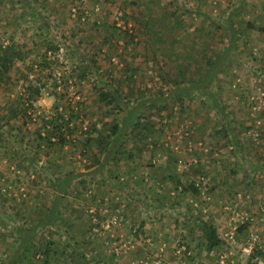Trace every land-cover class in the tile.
I'll return each instance as SVG.
<instances>
[{
  "label": "rangeland",
  "instance_id": "374dc122",
  "mask_svg": "<svg viewBox=\"0 0 264 264\" xmlns=\"http://www.w3.org/2000/svg\"><path fill=\"white\" fill-rule=\"evenodd\" d=\"M39 1L0 0V44L32 48L0 93V264L20 241L19 225L33 228L51 209L60 215L55 224L61 230H52L57 245L67 248L71 238L106 264H264L257 255H264V0H66L62 14L70 18L53 24L55 32L70 25L63 37L37 32ZM231 14L236 48L208 84L231 112L228 124L201 91L181 103L174 90L177 79L200 77L199 66L219 51L216 41L231 32L224 27L219 35L215 25ZM80 49L101 65L83 81ZM49 60L47 69L39 67ZM30 81L42 87V98L53 95L52 103L48 111L41 100L29 104L33 118L23 125L19 117L7 127ZM104 83L120 90V102H100ZM68 105L80 116L71 144L47 148L38 140L46 133L40 127L47 117L57 119L55 107L64 113ZM123 107L146 120L152 134L128 135L125 148L142 154L110 163L104 175L93 177L98 166L92 167L85 140L121 124ZM72 173L83 178L65 191L53 188ZM178 179L187 191L175 190ZM198 219L215 225L221 249L205 250L201 233L193 232ZM51 237L45 230L40 242ZM74 258L85 264L80 254Z\"/></svg>",
  "mask_w": 264,
  "mask_h": 264
},
{
  "label": "trees",
  "instance_id": "16d2710c",
  "mask_svg": "<svg viewBox=\"0 0 264 264\" xmlns=\"http://www.w3.org/2000/svg\"><path fill=\"white\" fill-rule=\"evenodd\" d=\"M119 9L122 10V18L128 21V16L122 7ZM237 9H234L232 14L236 12ZM230 15L228 21L221 25L216 24L215 28L219 35H222V29L224 27L228 28L231 32L226 36H221L218 41L220 44V48L218 53L213 55V57H209L206 59L205 63L199 66L200 69V77L194 78L192 81H187V79H177L175 81V90L179 96V100L182 103L183 98L188 96H193L197 91H201L203 95L207 98H212L215 107L218 111L223 115V118L227 120V123H231L230 114L231 112H227L224 105L220 103L218 98L216 97V93L213 90V85H208L210 81L215 78V76L222 70L225 65L227 57L232 53L233 49L236 48L238 33L234 29L233 22L231 21ZM85 16V15H84ZM80 20L82 17L80 14L77 16ZM83 21V20H82ZM214 21L209 20L210 24H213ZM134 38V36H131ZM131 38V39H132ZM221 38H226L225 42L220 41ZM215 43V44H217ZM214 47H217L216 45ZM227 47L223 49V46ZM56 48L52 50L58 51ZM76 54L83 58L82 64L78 67V78L80 81L88 79L92 74L101 72V65L99 61L94 57L89 59V55H87L83 50H75ZM215 51V50H214ZM32 53V48H28L27 45H19L17 43H10L8 45L0 44V93L4 89L3 87L8 82L11 77L12 70L18 62L24 61L25 57ZM51 60L42 62L39 67L41 69H47L51 64ZM35 74H40L39 71L35 70ZM165 73V71H163ZM183 74V72H181ZM39 75H37L38 77ZM181 79V80H180ZM39 82L41 79L39 77ZM56 84V83H55ZM105 84V89H99L97 94L101 103H105L106 105H112L114 103L120 102L121 95L119 89H112V84ZM42 87L36 81H30L29 85L26 88L24 94L19 97L15 101L16 107L10 110L6 126H12V121L17 120L19 117L23 119V125H26L25 119H32L34 111L30 109L29 104L32 106L34 103L38 102L42 98ZM160 97L164 96V93H160ZM176 94H171L170 98H173ZM166 100V98H164ZM28 103V105H27ZM121 108V107H120ZM61 108L55 107V118H48L47 121H43L42 126L40 127L46 131L45 136H43L40 132L38 134L39 139L47 148L57 147L59 149L64 148L67 144H71L69 141L70 137L74 133V131L78 128V124L80 122V116L77 113V110L74 106L68 105L62 113ZM64 110V109H63ZM126 113V117L123 119L121 124L113 123V125H109V129L107 130V135L98 134V137L95 139L87 138L84 144L86 148L89 147L91 150V155L93 156L94 165L92 167L98 166L93 171V177L104 175L106 172V166L111 164L119 165L124 160H133L136 155H141V149H136L135 151L128 152L125 148L124 143L128 135L133 136L138 131L137 135H141L143 138H147L148 135L152 134V126L147 123L146 120L141 117L137 121L136 118L139 116L137 112L132 111L131 109H126L123 107L122 109ZM55 119V120H54ZM45 120V119H43ZM49 124V127L46 126ZM225 122V130L226 127ZM13 128V127H12ZM93 132H98L97 127L93 125L91 127ZM10 139L17 140L11 133L8 134ZM136 135V136H137ZM228 136V135H227ZM79 136L77 135V138ZM22 142L24 139L21 140ZM39 146H41V143ZM21 145V143H20ZM98 154H103L104 158L101 159L98 157ZM120 162V163H119ZM100 168V170L98 169ZM78 177L83 178V175H75L74 173L66 175L63 179H57V183H53V188L57 191H65L67 185L70 186L74 182V179ZM116 177V176H115ZM117 178V177H116ZM176 179V177H174ZM184 184V183H183ZM183 186V190L187 191L188 187H184L179 179L176 182V189ZM194 192L198 193L197 188H193ZM131 201H135L136 199L131 196ZM55 205V202H54ZM53 211V212H51ZM48 215H45L40 221H37L33 228H25L23 225H19V233L21 235L20 241L15 247L14 251L11 253L9 258L3 264H24V262H28L34 260L36 262H42L43 264H77L75 263V255H81L85 264H106L105 261H99L98 259H94L92 256L90 257L88 254H85L83 250H81V245L75 243L71 238H68L71 242L67 244V248H62L58 246L55 241V236L57 235L52 230L56 227L55 221L60 217L59 212L51 209ZM54 215V216H53ZM198 224H194L193 232L197 231L201 233L203 238V243L205 245V250L208 253H213L221 249L224 245V240L220 236L217 228L212 222L205 221L204 219H198ZM61 228V227H60ZM56 227V229H60ZM246 226L242 227V231L246 230ZM71 229V227H70ZM48 230L52 233V237L45 242H40L43 237V232ZM61 230V229H60ZM38 240V244L35 242ZM71 249V252L69 251ZM258 256H264L261 251H257Z\"/></svg>",
  "mask_w": 264,
  "mask_h": 264
},
{
  "label": "crops",
  "instance_id": "0c3cea01",
  "mask_svg": "<svg viewBox=\"0 0 264 264\" xmlns=\"http://www.w3.org/2000/svg\"><path fill=\"white\" fill-rule=\"evenodd\" d=\"M66 3H67L66 0H40L38 2V11L36 13V17L34 16L35 20L39 25V27H37V32H40L41 34H45L46 32L52 34L57 33L58 35H62V37L64 34H66V32L69 33L70 25L65 28L63 27L64 30L61 29V32H55L54 31L55 27L53 25L55 23V19H56V23L59 24L61 21H64L66 18H70V13L69 15L62 14ZM74 29H72V31ZM66 51L68 52L70 50L67 49ZM52 96L53 95L51 94H47V96L41 98L39 106L42 107L43 109L45 108V111H48V108L52 103L53 100Z\"/></svg>",
  "mask_w": 264,
  "mask_h": 264
},
{
  "label": "built area",
  "instance_id": "2783aa9c",
  "mask_svg": "<svg viewBox=\"0 0 264 264\" xmlns=\"http://www.w3.org/2000/svg\"><path fill=\"white\" fill-rule=\"evenodd\" d=\"M78 16V13L76 10H73V17H77ZM85 16L82 17V20L85 21Z\"/></svg>",
  "mask_w": 264,
  "mask_h": 264
}]
</instances>
